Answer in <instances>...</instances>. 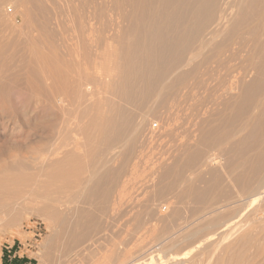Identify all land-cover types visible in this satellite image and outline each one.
<instances>
[{"label":"bare ground","instance_id":"obj_1","mask_svg":"<svg viewBox=\"0 0 264 264\" xmlns=\"http://www.w3.org/2000/svg\"><path fill=\"white\" fill-rule=\"evenodd\" d=\"M182 105L196 113L193 142L159 160L132 233L149 223L158 241L180 233L161 247L170 254L196 242L137 264H190L243 229L233 247L218 246L236 248L224 262L264 264V0H0V224L19 223L41 199L38 212L51 217L40 264L87 254L105 232L102 214L117 210L142 124ZM18 124L34 134L14 140ZM69 188L94 211H54ZM171 192L177 206L155 214L153 202ZM205 235L212 241L197 242ZM125 247L119 240L98 264H124Z\"/></svg>","mask_w":264,"mask_h":264},{"label":"rangeland","instance_id":"obj_2","mask_svg":"<svg viewBox=\"0 0 264 264\" xmlns=\"http://www.w3.org/2000/svg\"><path fill=\"white\" fill-rule=\"evenodd\" d=\"M34 35L37 36V33L35 32ZM36 36H34V37H36ZM215 109L219 110V111L221 110L219 108L218 109L215 108ZM190 110L191 109L190 108L188 109L187 105H182L176 109H173L171 112L163 110L161 112L162 114L160 113L157 116L152 115L153 118L152 117L151 118L153 121L150 120L149 122L147 121L148 123L144 122L143 123L144 125L142 124L141 129H143V131H145V130L146 131L145 132L141 131V133H143L145 136L143 134H141V136L142 135L143 136L142 137L140 136V138H139V140L141 141V144H140V141L137 144L138 147H137L136 151L137 150L138 151L136 152V154H134L135 156L133 157V160H132L130 166L127 168V170L125 171V173L122 177L121 186H119L115 191V193L117 192L116 195H118L119 197H120V195H122L123 198L122 197H121L122 199L120 198L122 202L119 201L120 199L118 197L116 198L115 193H114L115 199H118V200H116V202L118 203L117 204V210L116 209L113 210L115 212V214L113 211H108V213L106 215L102 214V216L100 217V219L102 220L101 223L102 224L104 223V225H106V227H104V225H103V228H105L104 229L105 232L104 231L101 232L102 234L100 233V235L97 236V238L99 236H100V238H98V239L95 238V240H96L95 242H93L94 238H91L92 239L91 242H93V243L89 242V243H91L88 246L89 249H87L88 251H85L87 254H85L83 252L84 250L79 249V250H82V251H80V254L78 253L79 256L72 257L71 263H69V264H98L99 262L101 263V259L103 260V259L107 258V256L110 255V253H111L110 251L113 249L114 244L117 243L119 240H123L124 242H126L125 253H127V255L129 254V257L131 256L130 257L131 259L127 256L129 259H127L124 264L140 263L141 261H143V256H142L143 254H145V255L153 254L154 256L155 255L160 256V257L162 256L161 258H163V257L165 258L167 255L168 256L169 255L174 256L175 254H178V253L179 254L181 253L180 255H183L188 250V248L190 250H191V248H193L190 243L196 242L194 240L190 241L188 243L186 242L187 243L186 245H185V243L180 242L181 244L179 243L180 245H177V248L179 250L176 248L175 250H173V252L171 251L172 252L171 254H170V252L167 251L169 253V254H167L166 250L164 251L161 247L163 245L165 246L171 240V238L175 239L176 238L175 236H177V234L179 236L180 233H177L174 236L172 235L174 238L173 237H171V238L166 237L165 239L158 241V238H156V237L154 238V235L151 232V226H150L151 223H149L150 225H142V227H144V228L139 230L138 233L136 232V234H133V233H135V232H133V230L135 231V229L137 227V225H135L136 223H135V219H134L136 214L144 211L145 207L143 208V206H145L146 203H148L147 201L149 200V198L154 197L153 192L156 189L154 187H152L153 188V190H152V188H149L148 185H149V180L155 178V176H156L155 169H156V166H158V164H159L158 163L159 160L173 155L174 153L172 151H176V149L179 145L181 146L182 144L187 143L192 138L193 129H194L193 125H194V113L195 112H193V110L192 111H190ZM165 111H166V113H165ZM191 113H193V115H191ZM217 113L219 114V113H221V111L220 112L215 111L213 114L217 116ZM72 114L73 113H69V115H68V113H67L68 117H66L67 115L65 116V114L63 116H65L64 118L66 120L67 118L70 119V116L74 117V114L73 115ZM56 115H59V117L61 116V114H58V113H56ZM73 117H72V119H70V121L68 119H67V121L73 122L72 121ZM77 121H79V120H77ZM74 123H78V122H76V119H75ZM79 123L81 124V122H79ZM83 123H84V121H82V124ZM145 123H147L146 126H145ZM73 124L72 123L67 124V122H66L65 123L66 126L64 124H62V127H63V129L65 128V130H67L66 127H69L72 130L71 127L74 126L73 131L76 130V132H77V124H74V125ZM21 125L22 124H18V126H17V133L18 134H16V138H14V140H17V141L19 140L18 142L25 139L26 136L28 137L29 134H32V135L34 134V131L32 129H30L27 125H22L23 127ZM24 126H26V127H24ZM75 126H76V128H75ZM27 127H28V129H27ZM147 127H148V129H147ZM74 128H75V130H74ZM21 130H22V132H21ZM27 130H30L31 133H29V131H27ZM67 132H68V130H67ZM76 132L74 134H76V135L79 134L78 139L80 138L79 142H81V138H83L81 136H83V134H81V131L79 133L77 132L78 134ZM68 133H70V132H68ZM32 135H30V136H32ZM57 135L58 134H56V136H55L54 134L51 133V137L49 138L50 140H48L49 146H51V145L55 146L57 144L58 140L60 139V137L58 136L59 137L58 138ZM145 138H146V141H145ZM83 140H84V138H83ZM48 141H47V143H48ZM191 141L192 140H190V143H191ZM1 145H2V148L0 147V152H1V150L7 149L6 147L4 149L3 144H1ZM8 146H10V144H8L7 147ZM69 148L70 147H67V149H69ZM173 148H174V150H173ZM64 149L65 148H63L61 151L62 152L65 151ZM216 151H218V150L213 149L212 153L214 154V156L218 153ZM13 152H15V151H13ZM28 153H32L31 155H33V156H34V154H36V152L34 153L33 150H29ZM28 153L26 154L25 152L24 153L22 152V153H19L18 155L28 157V158H33V156H31L30 154L28 155ZM16 154L17 153H15L14 155H16ZM59 155H60V157L62 156V154H59ZM36 156H37V154L35 155V157ZM156 171H157V169H156ZM152 173L153 174L155 173V175H153L154 177L152 176ZM150 177H153V178L150 179ZM144 183H146V184H144ZM144 185H146L147 188H145ZM69 189H71V188H69ZM76 189L74 188V189H71L70 191L63 192L64 194L68 195V197L66 198V195L62 194L65 196L64 200L67 199V201L65 200L64 203H62L65 206H63L62 204H61L62 206L61 205H56L53 207L51 205H49V206H51V208H53L54 211H57V212L59 211V213L61 215L63 213L64 216L67 213L69 214V212H70L69 210L75 209V208H72L74 205H75V207L80 206V208L83 207V208H86L90 211L93 210L94 207L90 206L92 203H89L88 201H87L88 203L83 202V198H82L83 189L82 188L80 189L78 187L79 190H82L81 191L82 194L79 193L80 191H78V189L77 190ZM146 189H148L147 190L148 192L146 191ZM68 192H70V194ZM71 193H73V195ZM80 194L82 196H80ZM70 195H72L71 197L74 199L70 198ZM175 195H176V193L173 194L171 192V193L167 194L166 197H164V198H166L165 200H164V198H162L161 201H160V198L159 199L156 198V200L153 202L154 203L153 204L154 213L159 214L161 212L162 214H169L172 206H177V204H178V202H176L177 198ZM145 196L147 199L145 198ZM68 198H70L73 201V203H72V201H68V200H70ZM33 202L34 203H32V206H33L34 210H36V212L32 211L30 213L27 212L28 214L25 213L24 215L21 216L22 218H19V220H18L19 223L12 225V226L8 225V226H11L10 228L8 226L6 227L7 224H3V223L0 224L1 225L0 226V264H40L41 263L40 262V255L45 250L43 248V243H44V240L46 239V237L50 234L46 220L48 217H51V216L49 213L45 215V214H41L38 212L39 209H41V207H43V205L45 204L44 201L42 202L41 199L37 198ZM76 202H77V204L79 203L77 206H76ZM175 202L177 203L176 205H175ZM67 203H69V204H67ZM83 203H84V205H83ZM119 203H122V205H120V207H118ZM80 204H82V205H80ZM86 204H88V205H86ZM186 206L191 207L188 204ZM121 207H122V209H120ZM51 208H50V211H52ZM57 209H59V210H57ZM155 210L156 211L158 210V211L156 212ZM54 211H52V212H54ZM52 212H50V213H52ZM65 212H66V214H65ZM110 212H112V213H110ZM118 213L120 214V216ZM111 215H113V216H111ZM143 215H144V212H143ZM143 215L142 214L140 215L142 217L140 221H142ZM67 216H71V214L67 215ZM144 217H146L145 219H147V220L149 219L145 215H144ZM144 222H147V224H148L149 221L145 220ZM142 223H143V221H142ZM2 225L3 226L5 225L6 228L3 227ZM134 226H136V227H134ZM142 227H140V228H142ZM242 231H244V229L241 230V232ZM241 232L240 233L239 232L234 233L235 235H233L232 237L235 236L234 238H236V239L231 237L233 239L232 240L230 238L232 243H233V241H235L234 244L238 243L240 238H238L237 235L239 234V236L241 237L242 236ZM105 233H106V235H104ZM207 236L208 235H205L203 238L198 239L197 242L203 243L201 241H203L204 238L207 239ZM209 236H208L209 239H207V241H210V239L214 237V234H213V237H211V236L209 237ZM215 236L216 237H214V238H216V241H218L220 239L219 234H218L219 239L217 238V235H215ZM110 238H112V239H110ZM213 240H215V239H213ZM211 241H212V239H211ZM229 241H226V244L228 245V243H229L228 247H233L232 246L233 244L231 243V245H230ZM223 242H225V241L219 242L218 246L226 248L227 245L224 246L225 243H223ZM220 243H222L224 245H222V244L220 245ZM213 246L215 247V246H217V244L213 245ZM218 246L216 248H218L219 251L217 249L216 253L214 251L213 252L214 254H213L211 252L212 249H207L206 250L207 253L204 252V255L203 254H202V256L200 255V257H197V259H195L196 261L195 260H194V262L191 261L192 263L190 262V264H193V263H195V264H221L220 263L221 260H222L221 261L222 264H227L228 261L224 262V260L226 261L228 259L230 261L231 258H229L228 256H231L236 248H234V249L232 248L230 251L228 249L227 250L228 254L226 255L225 250L227 248L226 249L224 248L225 249L224 250L223 248L220 249ZM234 247H235V245H234ZM181 248H184V249L181 250ZM220 250L221 251L224 250V252H221ZM176 252H178V253H176ZM208 252H209V254H212V255L209 256ZM229 252H231V253L229 254ZM223 253L225 255H223ZM215 254L218 256L215 257ZM191 256L194 257V255H190V257ZM192 257H191V260H193ZM219 259H220V261H219ZM138 260H140V262H137ZM198 260H200V261H198ZM94 262H96V263H94ZM198 262H200V263H198ZM51 263L54 264L53 262H51ZM64 264H68V263H64Z\"/></svg>","mask_w":264,"mask_h":264}]
</instances>
